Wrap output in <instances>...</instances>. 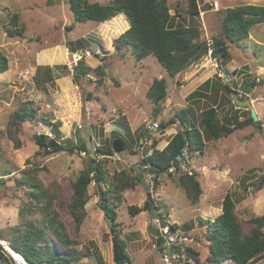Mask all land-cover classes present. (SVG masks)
I'll return each instance as SVG.
<instances>
[{
  "label": "rangeland",
  "instance_id": "1",
  "mask_svg": "<svg viewBox=\"0 0 264 264\" xmlns=\"http://www.w3.org/2000/svg\"><path fill=\"white\" fill-rule=\"evenodd\" d=\"M197 3L200 12L192 18L185 13L188 0H168L171 14L175 7L182 10L183 17H175L176 21L182 25L197 24L199 40L211 44V39L221 32L226 8L264 5V0H197ZM13 15L17 16L16 26H22V33L10 36L8 29L16 28L11 21ZM123 16L102 23L76 21L66 0H0V50L8 64L0 72V234L12 238L15 228H23L29 220L40 225L45 211L42 207L50 201L51 209L76 243L74 248L80 260L69 264H117L113 256L114 237L119 244L123 242L129 257H125L124 264H163L164 237L169 236L174 238L171 251L181 256L176 264H218L208 260L209 245L203 226L207 219L213 220L221 213L226 192L232 193L236 200L235 213L244 232L252 227L249 218L264 214V186L254 190L251 184L264 173V23L255 24L248 37L238 43H227L226 58L222 52L218 56L208 51L171 77L151 55L137 60L129 47L116 50L115 39L129 27ZM70 25L72 29L67 30ZM79 61L89 67L81 78L73 75V67ZM45 67L51 70L54 79L44 86L37 85L35 75L41 74ZM98 68L103 75L101 81ZM162 77L167 93L160 101L158 114L153 116L154 104L146 92L153 79ZM207 79L211 81L210 88L213 85L216 91L209 92L205 99L188 100V95ZM243 81L247 84L246 93L239 91ZM226 82L237 91L239 99H250L257 120L226 137L210 139L200 123V112L206 106L216 103L220 118L235 109L240 119L249 114L245 107L231 109L235 102L231 91L222 87ZM22 103L34 107L36 114L20 124L17 136L21 147L14 148L5 129L11 114ZM188 107L193 114L190 125L203 134L204 152L184 150V158L178 161L180 171L160 174L157 184L154 174L140 161L152 149L162 150L183 128L178 119L165 128L160 123H167L176 112ZM40 116L57 124L58 135L39 120ZM38 134H45L60 145L71 143L75 148L72 152L44 151L35 143L34 135ZM117 138L124 142L120 153L113 151ZM81 143L86 151L80 150ZM104 149L111 154L100 152ZM97 161L102 165L106 182L98 187L93 179L88 184L82 208L85 217L77 228L69 209L73 182ZM122 170L131 176L141 173L143 178L123 190L117 201L112 193L113 176ZM192 171L201 187V195L194 203L178 185L180 173ZM32 175L45 192L41 199L32 198V190L26 184ZM99 188L106 190L105 202L114 214L111 226L105 221ZM147 200L153 204V210L130 214V205L143 207ZM51 209L47 208L48 212ZM160 226H168V233L164 234ZM157 228L163 240L161 252L157 247ZM6 238L0 241L11 247ZM52 239L55 248L66 253ZM0 247L3 256L9 258L0 261L11 263V254L1 244ZM187 247L198 253V262L189 257ZM262 262L264 255L248 264Z\"/></svg>",
  "mask_w": 264,
  "mask_h": 264
},
{
  "label": "trees",
  "instance_id": "2",
  "mask_svg": "<svg viewBox=\"0 0 264 264\" xmlns=\"http://www.w3.org/2000/svg\"><path fill=\"white\" fill-rule=\"evenodd\" d=\"M69 4L76 21L92 20L98 23L106 22L120 14L124 15L129 22V27L121 33L114 41L116 50H121L124 47H129L131 54L141 60L147 56L155 57L162 67L171 77L180 73L191 63L206 55L209 49L212 53L217 54V51H222V57H227V43H238L248 37L251 28L255 24L264 23V5L242 4L233 8H226L223 13L221 22V32L219 35L211 39V44L208 41L199 40L200 29L195 23L182 25L176 21L175 17H183L182 10L175 7L174 13H170L168 0H108L106 3L90 2L89 0H66ZM197 0H188V8L186 14L194 18L199 14ZM123 16V17H124ZM17 16H12V24L16 27L8 29V34L14 36L22 33V26L17 27ZM73 25L67 27L71 30ZM77 42V41H75ZM71 46V51L76 49ZM76 58V55H74ZM8 67L7 58L0 50V72ZM89 67H85L82 61L73 67V75L81 78L88 73ZM99 74L98 81H101L102 71L96 69ZM105 72V71H104ZM220 78V77H218ZM54 79V75L48 67L40 74L35 75L37 85H43ZM254 82V81H253ZM211 81L205 80L200 86L193 90L188 95V100L208 98L209 92L214 90L213 85L210 88ZM251 86V84L249 85ZM226 91H231L229 83L222 84ZM166 80L165 78L153 79L146 94L148 99L154 104L153 116L159 112L161 99L166 96ZM194 100V101H196ZM236 104H233L231 109L234 110ZM235 109L231 114L220 118L217 115L216 103L206 106L200 112V123L203 126V131L207 133L205 136L210 139H219L226 137L236 129L243 128L254 122L250 110L247 117L240 119L238 112ZM36 109L31 105L22 103L9 118L5 134L13 141L14 148H20L21 143L17 136L21 123L31 120L35 117ZM190 116H193L190 107L182 108L176 112L175 116L167 123H160L161 128H165L169 124L176 123L180 120L183 128L177 131L168 141L167 145L162 150L152 149L151 153L144 156L140 164L154 174L155 182L158 184V176L163 173L170 174L172 171H180L179 166L172 167V162L177 156L184 158V150L197 151L202 154L204 152L203 134L193 124L190 125ZM44 124L50 125L52 132L58 135L57 124L51 122L48 117H38ZM192 121V120H191ZM193 122V121H192ZM194 123V122H193ZM125 129L129 131L128 124L125 123ZM45 134L34 135L35 143L44 151L67 149L72 152L75 146L71 143L66 145L61 144L58 147H51L46 140ZM154 147V146H153ZM152 147V148H153ZM81 151H86L85 146L79 145ZM105 155L111 154V151H100ZM172 170V171H171ZM142 174L129 175L128 172L122 170L113 176L114 197L119 201L120 193L141 182ZM97 181L98 187L106 182L105 172L103 171L100 162H95L94 165H89L86 170L79 174L73 182V192L69 209L76 221V227L79 228L85 212L82 210L87 200L86 189L92 180ZM26 184L31 188V197L41 199L42 194H45L41 184L36 176L27 178ZM254 190H259L264 186V173L251 183ZM178 185L183 189L185 195L193 203L198 200L201 195V187L196 173L181 172L178 177ZM247 186V185H245ZM103 204L101 208L105 215L114 220V214L109 212L108 204L105 202L106 190L99 188ZM236 200L233 194L226 192L222 200V211L213 220L207 219L205 237L209 245V262L223 264L225 261H231L234 264H248L252 260L264 255V214L251 217L248 222L252 227L244 232L242 225L235 213ZM45 211L42 214L40 225H35L33 221H26L23 228L16 227L12 238L4 237L0 234V238H6L12 249L20 252L24 258L34 264H69L73 261L80 260L78 251L74 248L76 244L68 235L62 221L58 218L55 210L51 209V202L48 201L42 207ZM47 208L51 209L48 212ZM154 206L148 200L143 207L136 205L129 206L131 215H136L142 210H153ZM175 226H177L175 224ZM56 240L58 246L65 250L62 253L55 248L53 239ZM123 252V242L120 243ZM0 247V259L9 261V258L3 256ZM186 251L190 258L194 261H199L198 253L192 248L187 247ZM125 257L126 252L124 253ZM101 263V262H100ZM190 264V263H189ZM261 264H264L262 262Z\"/></svg>",
  "mask_w": 264,
  "mask_h": 264
},
{
  "label": "water",
  "instance_id": "3",
  "mask_svg": "<svg viewBox=\"0 0 264 264\" xmlns=\"http://www.w3.org/2000/svg\"><path fill=\"white\" fill-rule=\"evenodd\" d=\"M222 51H217V55L219 56V54H221ZM70 60H73V53H70ZM239 91L240 92H247V84L245 81H243L241 83V86L239 87ZM231 93L233 96V100L235 102V104L239 107V108H247L250 110L251 116L253 118V120H257V115H256V111L255 108L252 106V103L250 101L249 98H246L245 100H241L237 97V91L234 90L233 88H231ZM46 140L49 142V144L52 147H57L60 145L59 142H57L55 139H48V137L46 136ZM124 149V142L117 138L113 141V151L115 153H120L122 152ZM181 160V156H177L176 159L173 160L172 162V167L176 168L178 165V161ZM149 196V195H148ZM105 221L106 223H108V225L111 226L112 221L111 218L107 215L105 217ZM156 235H157V247L159 248V252L162 251L163 249V240H162V236L160 235V231L157 228L155 230ZM112 245H113V256H114V260L117 264H124L125 263V254L122 250L121 245L119 244L118 240L114 237L112 238Z\"/></svg>",
  "mask_w": 264,
  "mask_h": 264
},
{
  "label": "built area",
  "instance_id": "4",
  "mask_svg": "<svg viewBox=\"0 0 264 264\" xmlns=\"http://www.w3.org/2000/svg\"><path fill=\"white\" fill-rule=\"evenodd\" d=\"M215 7H218V3L215 2L214 3ZM211 52V50H210ZM156 221H158L159 219L156 218L154 219ZM155 223V222H154ZM161 231H163L164 234L168 233V226H160ZM164 236V235H163ZM174 241V238L169 236L167 237V239L164 237V248H165V251H163L161 253L162 255V261H163V264H176V261L179 259L180 261V258L181 256L179 255V253H175V252H172L171 251V244L173 243ZM0 244L8 251L10 252L9 249H7L6 245L3 243V241H0ZM166 246L168 247V249H166ZM11 256H12V262L11 263H7L6 261H0V264H34V263H31L29 262L28 260H26L19 252L17 251H12L10 252Z\"/></svg>",
  "mask_w": 264,
  "mask_h": 264
},
{
  "label": "clouds",
  "instance_id": "5",
  "mask_svg": "<svg viewBox=\"0 0 264 264\" xmlns=\"http://www.w3.org/2000/svg\"><path fill=\"white\" fill-rule=\"evenodd\" d=\"M218 3V2H217ZM211 50V52H212V49L210 48L209 49V51ZM13 251H16V250H14V249H12ZM7 251V250H6ZM18 252V251H17ZM10 253V252H9ZM20 253V252H19ZM21 254V253H20ZM22 255V254H21ZM23 256V255H22ZM12 257V256H11ZM24 257V256H23ZM26 259V258H25ZM27 260V259H26ZM11 261H13L12 259H11ZM30 262V261H29Z\"/></svg>",
  "mask_w": 264,
  "mask_h": 264
},
{
  "label": "bare ground",
  "instance_id": "6",
  "mask_svg": "<svg viewBox=\"0 0 264 264\" xmlns=\"http://www.w3.org/2000/svg\"><path fill=\"white\" fill-rule=\"evenodd\" d=\"M3 243L7 244L8 242L6 243V242H4V241H3ZM7 249H9V250H10V252H12V251H13V250H12V248H11V247H9V246H7Z\"/></svg>",
  "mask_w": 264,
  "mask_h": 264
}]
</instances>
